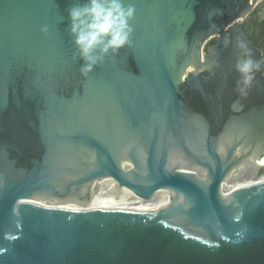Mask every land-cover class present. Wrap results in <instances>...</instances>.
<instances>
[{
    "label": "water",
    "instance_id": "95a60500",
    "mask_svg": "<svg viewBox=\"0 0 264 264\" xmlns=\"http://www.w3.org/2000/svg\"><path fill=\"white\" fill-rule=\"evenodd\" d=\"M259 1L126 0L131 46L84 76L77 0H0V264H264V186L226 188L264 171Z\"/></svg>",
    "mask_w": 264,
    "mask_h": 264
},
{
    "label": "clouds",
    "instance_id": "9594fccd",
    "mask_svg": "<svg viewBox=\"0 0 264 264\" xmlns=\"http://www.w3.org/2000/svg\"><path fill=\"white\" fill-rule=\"evenodd\" d=\"M135 8L126 0H77L68 11L70 35L74 38V56L83 61L81 74L87 76L94 67L103 62L110 53L115 55L125 46H131ZM41 31L47 33L45 25ZM238 48L246 53V45L237 42ZM261 62L250 56L240 59L236 69L241 74L240 95L246 96L254 73L260 71Z\"/></svg>",
    "mask_w": 264,
    "mask_h": 264
},
{
    "label": "bare ground",
    "instance_id": "6f19581e",
    "mask_svg": "<svg viewBox=\"0 0 264 264\" xmlns=\"http://www.w3.org/2000/svg\"><path fill=\"white\" fill-rule=\"evenodd\" d=\"M257 166L264 168V155L261 159L257 161ZM258 168V167H257ZM259 169V168H258ZM258 171V170H257ZM256 170H243L241 173H237L231 181H229L226 184L227 189H236L241 188L245 186H264V171L262 173H258ZM76 204V203H74ZM43 207L41 209L44 210H62V203L57 202H51V201H45L41 204ZM58 205H60L58 209ZM49 206L48 208H46ZM91 209H104V210H134V211H141L145 210L146 208L137 207L133 205H121V206H92L89 208ZM34 212L42 211L40 209H34L32 210ZM67 211H79V204L73 205L70 203H67Z\"/></svg>",
    "mask_w": 264,
    "mask_h": 264
},
{
    "label": "flooded vegetation",
    "instance_id": "af4514ba",
    "mask_svg": "<svg viewBox=\"0 0 264 264\" xmlns=\"http://www.w3.org/2000/svg\"><path fill=\"white\" fill-rule=\"evenodd\" d=\"M243 29L247 36L246 40L262 50L264 59V0L260 1L257 7L244 21ZM215 43V39H212L209 42L207 49L211 48ZM205 53H207V50H205ZM240 59H246L244 52H242ZM260 128L258 141L256 144L253 143L257 150L264 149V125L262 124Z\"/></svg>",
    "mask_w": 264,
    "mask_h": 264
},
{
    "label": "rangeland",
    "instance_id": "374dc122",
    "mask_svg": "<svg viewBox=\"0 0 264 264\" xmlns=\"http://www.w3.org/2000/svg\"><path fill=\"white\" fill-rule=\"evenodd\" d=\"M70 204L77 205V204H74V203H70ZM40 207L42 208L43 206L40 205ZM40 207H39V209H40ZM48 207H49V206H47L46 208H48Z\"/></svg>",
    "mask_w": 264,
    "mask_h": 264
},
{
    "label": "built area",
    "instance_id": "2783aa9c",
    "mask_svg": "<svg viewBox=\"0 0 264 264\" xmlns=\"http://www.w3.org/2000/svg\"><path fill=\"white\" fill-rule=\"evenodd\" d=\"M260 2V1H259Z\"/></svg>",
    "mask_w": 264,
    "mask_h": 264
}]
</instances>
